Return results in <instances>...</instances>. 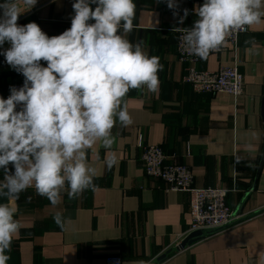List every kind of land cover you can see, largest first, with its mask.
<instances>
[{
  "label": "crops",
  "instance_id": "crops-1",
  "mask_svg": "<svg viewBox=\"0 0 264 264\" xmlns=\"http://www.w3.org/2000/svg\"><path fill=\"white\" fill-rule=\"evenodd\" d=\"M74 2L38 1L17 23L35 22L49 37L58 36L71 27ZM134 3V28L125 38L133 44L144 40L148 55L159 57L163 70L158 73V89H130L124 102L133 123L125 127L117 121L111 150L99 143L88 150V164L96 173L94 190L89 188L76 199H69L65 190L54 207L30 187L12 202L21 227L7 253L11 256L7 264H107L109 255L121 256L122 264L149 260L154 264H264V20L248 26L236 54L225 42L226 50L197 63L198 69L216 71L232 65L237 57L243 93L238 97L202 93L184 81L187 65L178 57L173 28L193 25L195 10L204 0H176L175 9L168 7L167 0ZM185 9L187 17L180 23ZM10 47L7 42L0 46V97L4 99L15 83L25 80L2 54ZM41 64L47 66L45 61ZM140 135L147 143L160 145L168 162L189 166L196 186L225 187L235 215L233 224L176 249L190 228L189 195L168 191L163 181L146 175ZM113 153L118 162L109 169L105 161ZM8 169L14 172L11 164ZM4 175L0 169V182ZM6 202L0 197V203ZM57 212L64 217V227L53 220Z\"/></svg>",
  "mask_w": 264,
  "mask_h": 264
},
{
  "label": "clouds",
  "instance_id": "clouds-1",
  "mask_svg": "<svg viewBox=\"0 0 264 264\" xmlns=\"http://www.w3.org/2000/svg\"><path fill=\"white\" fill-rule=\"evenodd\" d=\"M36 3L0 4V46L11 45L2 54L25 78L19 89L10 88L7 99L0 97V169L5 173L0 197L7 200L0 203V264L11 259L7 253L21 227L12 202L30 187L54 207L65 190L69 199L94 190L88 150L98 143L112 149L117 121L125 127L133 123L124 97L130 89L157 91L163 70L159 57L144 50V40L133 44L125 38L134 28V0H75L71 27L51 37L35 22L17 23ZM167 5L178 7L176 0ZM187 14L185 9L180 23ZM195 15L191 27H174L173 32L181 34L186 52L206 59L227 36L264 20V0H204ZM117 162L115 153L105 161L109 169ZM53 220L64 227L62 213Z\"/></svg>",
  "mask_w": 264,
  "mask_h": 264
},
{
  "label": "built area",
  "instance_id": "built-area-1",
  "mask_svg": "<svg viewBox=\"0 0 264 264\" xmlns=\"http://www.w3.org/2000/svg\"><path fill=\"white\" fill-rule=\"evenodd\" d=\"M248 30V26H245L226 37L225 42L230 44L235 54L238 50L240 37L247 33ZM175 33L178 57L181 62L187 65L184 81L191 84L196 92L227 93L234 97H238L243 93L244 80L238 68L237 57L234 58L232 65L222 66L216 71L198 69L197 63L202 59L199 56L186 52L180 41L181 34ZM225 42L219 51H214L210 54L226 50L227 48L224 46ZM23 84L15 83L12 87L19 89ZM19 110L20 106L17 107V111ZM138 145L141 149L146 175L163 181L168 191H182L189 195L191 223L189 232L183 235L182 240L194 231H200L203 234L214 233L224 230L233 224L235 215L227 203L228 190L225 187L221 185L196 186L191 168L184 164L168 162L167 156L160 145L147 143L142 135L139 137ZM105 261L107 264H122V257L119 255H109Z\"/></svg>",
  "mask_w": 264,
  "mask_h": 264
},
{
  "label": "water",
  "instance_id": "water-1",
  "mask_svg": "<svg viewBox=\"0 0 264 264\" xmlns=\"http://www.w3.org/2000/svg\"><path fill=\"white\" fill-rule=\"evenodd\" d=\"M41 1V0H37ZM263 119H264V99H263ZM203 233L200 231H194L189 233L182 241L179 245L175 246L176 249H181L182 247H184L185 245L191 243L192 241H194L196 238L202 236ZM171 251V250H170ZM169 252V251H168ZM164 257V256H163Z\"/></svg>",
  "mask_w": 264,
  "mask_h": 264
}]
</instances>
